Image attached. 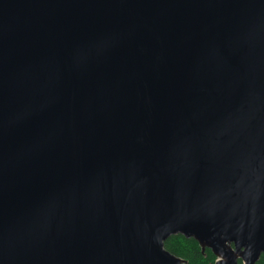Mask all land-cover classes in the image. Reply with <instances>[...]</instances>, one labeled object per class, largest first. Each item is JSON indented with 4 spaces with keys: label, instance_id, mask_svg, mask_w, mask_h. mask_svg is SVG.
Here are the masks:
<instances>
[{
    "label": "water",
    "instance_id": "water-1",
    "mask_svg": "<svg viewBox=\"0 0 264 264\" xmlns=\"http://www.w3.org/2000/svg\"><path fill=\"white\" fill-rule=\"evenodd\" d=\"M264 254V0H0V264Z\"/></svg>",
    "mask_w": 264,
    "mask_h": 264
},
{
    "label": "trees",
    "instance_id": "trees-1",
    "mask_svg": "<svg viewBox=\"0 0 264 264\" xmlns=\"http://www.w3.org/2000/svg\"><path fill=\"white\" fill-rule=\"evenodd\" d=\"M192 238H185L181 234L169 236L164 241V248L171 254L185 260L184 264H213L215 257L210 249L201 252L200 246ZM240 263V261H239ZM255 264H264V255L260 254Z\"/></svg>",
    "mask_w": 264,
    "mask_h": 264
},
{
    "label": "rangeland",
    "instance_id": "rangeland-1",
    "mask_svg": "<svg viewBox=\"0 0 264 264\" xmlns=\"http://www.w3.org/2000/svg\"><path fill=\"white\" fill-rule=\"evenodd\" d=\"M201 249V248H200ZM215 259H216V257H215ZM214 264V263H213Z\"/></svg>",
    "mask_w": 264,
    "mask_h": 264
},
{
    "label": "flooded vegetation",
    "instance_id": "flooded-vegetation-1",
    "mask_svg": "<svg viewBox=\"0 0 264 264\" xmlns=\"http://www.w3.org/2000/svg\"><path fill=\"white\" fill-rule=\"evenodd\" d=\"M264 255V254H263Z\"/></svg>",
    "mask_w": 264,
    "mask_h": 264
}]
</instances>
